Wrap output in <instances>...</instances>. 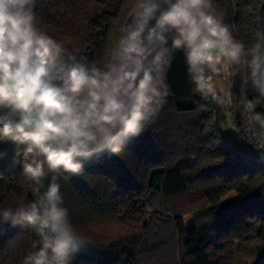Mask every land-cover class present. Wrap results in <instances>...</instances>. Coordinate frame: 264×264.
<instances>
[{"label":"trees","instance_id":"obj_1","mask_svg":"<svg viewBox=\"0 0 264 264\" xmlns=\"http://www.w3.org/2000/svg\"><path fill=\"white\" fill-rule=\"evenodd\" d=\"M135 2L35 0V22L66 48L103 66ZM212 2L234 39L246 48L255 43L264 0ZM171 45L169 37L165 60L170 63L159 72L167 88L165 102L143 131L121 152L105 151L98 160L86 162L79 175L62 169L57 175L72 224L91 241L70 264H235L236 245L248 246L246 264H264V166L224 145L204 84H197L184 52ZM206 75L211 77L209 70ZM228 79L237 127L247 110L254 123L264 127V92L247 80L241 64L231 63ZM208 84L213 90L212 77ZM24 147L0 139V211L33 198L34 181L23 171ZM52 175L44 179L45 185ZM147 195L151 206L172 218L157 233L150 227L122 226L118 212L135 208ZM186 217L193 219L189 226ZM108 219L118 223L117 229L102 226L105 233L99 239L83 234L85 228ZM38 239L26 223L0 222V264H24Z\"/></svg>","mask_w":264,"mask_h":264},{"label":"clouds","instance_id":"obj_2","mask_svg":"<svg viewBox=\"0 0 264 264\" xmlns=\"http://www.w3.org/2000/svg\"><path fill=\"white\" fill-rule=\"evenodd\" d=\"M34 7L0 0V139L25 146L23 171L34 181L33 198L0 211V222L36 230L24 264H70L91 241L72 224L57 175L121 152L156 115L167 95L159 72L170 63L169 37L198 85L226 61L264 92V30L246 48L212 0H136L111 58L97 66L41 30Z\"/></svg>","mask_w":264,"mask_h":264},{"label":"rangeland","instance_id":"obj_3","mask_svg":"<svg viewBox=\"0 0 264 264\" xmlns=\"http://www.w3.org/2000/svg\"><path fill=\"white\" fill-rule=\"evenodd\" d=\"M232 102V97L231 100ZM221 100L219 101L220 105ZM220 108V106H219ZM221 113V110H220ZM227 122V118H226ZM227 124V123H226ZM2 187V184L0 183V188ZM117 221L121 223L122 226L125 228H131V229H144L145 227H150V229L157 233L161 227L162 224L167 221V219L172 218V215L167 211H162L155 209L150 204V195H147L145 199H142L135 208L129 207L122 208L117 216ZM192 218L186 217L185 221L187 226L192 224ZM118 223L108 219L104 221L103 223H95L93 225H90L89 227L85 228L83 230V234L88 236H93L96 238H102L105 233V228L102 226H105L110 229H117L116 225ZM254 246V244H252ZM248 249V246H238L236 245L234 255H235V264H246V261L244 259V253L245 250ZM250 255V254H249ZM248 255V256H249Z\"/></svg>","mask_w":264,"mask_h":264},{"label":"built area","instance_id":"obj_4","mask_svg":"<svg viewBox=\"0 0 264 264\" xmlns=\"http://www.w3.org/2000/svg\"><path fill=\"white\" fill-rule=\"evenodd\" d=\"M220 110L226 120L227 139L237 151L246 159L259 163L264 161V127L257 126L251 113L247 110L244 114L243 124L237 127L235 122L236 109L229 100H221Z\"/></svg>","mask_w":264,"mask_h":264},{"label":"water","instance_id":"obj_5","mask_svg":"<svg viewBox=\"0 0 264 264\" xmlns=\"http://www.w3.org/2000/svg\"><path fill=\"white\" fill-rule=\"evenodd\" d=\"M259 24H260V30H264V2L261 3L260 8H259ZM205 76L207 77L206 72H205ZM203 84H204L206 93L208 94V96H209V98H210V100L212 102L213 109H214V112H215V122H216V125H217V128H218V131H219V133H220V135L222 137L224 145L227 146L229 149H231L235 154H237L241 158H243V159H245V160H247L249 162H252V161L246 159L239 151H237L229 143V141L227 139L226 132H225V130L223 128V125H222L221 115H220V108H219V101H218L217 95H216V93L213 92L212 89L210 90V86L208 84V80L207 79L203 82ZM252 163L256 164L258 166H264V161L259 162V163H255V162H252Z\"/></svg>","mask_w":264,"mask_h":264},{"label":"crops","instance_id":"obj_6","mask_svg":"<svg viewBox=\"0 0 264 264\" xmlns=\"http://www.w3.org/2000/svg\"><path fill=\"white\" fill-rule=\"evenodd\" d=\"M231 63L221 61L215 65L216 71L209 69L212 77V88L220 95V100H231L232 82L228 79Z\"/></svg>","mask_w":264,"mask_h":264}]
</instances>
